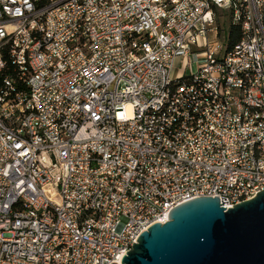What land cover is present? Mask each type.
Masks as SVG:
<instances>
[{"label": "built area", "instance_id": "2783aa9c", "mask_svg": "<svg viewBox=\"0 0 264 264\" xmlns=\"http://www.w3.org/2000/svg\"><path fill=\"white\" fill-rule=\"evenodd\" d=\"M263 189L264 0H0V264H121Z\"/></svg>", "mask_w": 264, "mask_h": 264}, {"label": "water", "instance_id": "95a60500", "mask_svg": "<svg viewBox=\"0 0 264 264\" xmlns=\"http://www.w3.org/2000/svg\"><path fill=\"white\" fill-rule=\"evenodd\" d=\"M220 199L174 207L165 223L137 238L121 264H264V189L227 210Z\"/></svg>", "mask_w": 264, "mask_h": 264}, {"label": "rangeland", "instance_id": "374dc122", "mask_svg": "<svg viewBox=\"0 0 264 264\" xmlns=\"http://www.w3.org/2000/svg\"><path fill=\"white\" fill-rule=\"evenodd\" d=\"M188 60H189L190 65H191V71H190V69H186L184 71L185 75H188L190 72H195L198 69V63L195 62V58L194 57L191 56L190 58H188ZM181 62H182L181 59H178L176 61L174 69H173V71L171 73L172 78H174L178 73L181 72ZM183 62H184V59H183ZM125 113H126L127 117H130L132 115V110H131V108L129 106L126 107Z\"/></svg>", "mask_w": 264, "mask_h": 264}, {"label": "trees", "instance_id": "16d2710c", "mask_svg": "<svg viewBox=\"0 0 264 264\" xmlns=\"http://www.w3.org/2000/svg\"><path fill=\"white\" fill-rule=\"evenodd\" d=\"M240 37V29L238 26L230 25L227 30V42L229 46L234 45Z\"/></svg>", "mask_w": 264, "mask_h": 264}, {"label": "bare ground", "instance_id": "6f19581e", "mask_svg": "<svg viewBox=\"0 0 264 264\" xmlns=\"http://www.w3.org/2000/svg\"><path fill=\"white\" fill-rule=\"evenodd\" d=\"M166 221V217H164L163 219L160 220L161 223Z\"/></svg>", "mask_w": 264, "mask_h": 264}]
</instances>
